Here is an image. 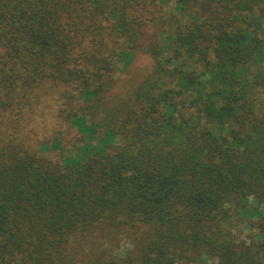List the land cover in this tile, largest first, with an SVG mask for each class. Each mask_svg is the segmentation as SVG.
<instances>
[{
    "label": "trees",
    "instance_id": "obj_1",
    "mask_svg": "<svg viewBox=\"0 0 264 264\" xmlns=\"http://www.w3.org/2000/svg\"><path fill=\"white\" fill-rule=\"evenodd\" d=\"M166 1L0 0V264H264V0Z\"/></svg>",
    "mask_w": 264,
    "mask_h": 264
},
{
    "label": "rangeland",
    "instance_id": "obj_2",
    "mask_svg": "<svg viewBox=\"0 0 264 264\" xmlns=\"http://www.w3.org/2000/svg\"><path fill=\"white\" fill-rule=\"evenodd\" d=\"M161 1L163 4H167V6L170 8L171 11H175L174 4L172 2L170 1L167 2L166 0H161ZM262 64H263L262 66H264V62ZM122 65H123L122 62L118 64L119 69L116 73V77L118 78L119 81L116 87L113 89L115 90V92L118 88L122 89L123 86L124 88L127 87L128 82L137 81L136 79L138 78V75H140L141 73H145L150 68V63L148 62V59L143 55H137L135 59H133L131 63L127 65L126 69L121 67ZM258 97L264 99V93L261 90L260 93L258 94ZM44 121L48 126L45 129L44 134L51 133V128H55V130L60 129L59 127H55L57 126L56 125L57 123L53 118L50 119L47 117V119H45ZM60 130L62 131V134L61 132L56 131L55 138L57 140H62L63 149L61 151H52L51 153L46 154L52 159H57V160H59L61 155L62 157L67 156L68 154H70V152H73L72 150L69 149H73V150L76 149L77 145L82 144L86 138L85 136H81L78 130L74 126L63 124V127H61ZM37 134L38 136H41L42 133L41 131H38ZM115 143H117V141H115ZM248 200L250 203H252L251 198H249ZM260 208L262 207L260 206ZM246 222L247 220H245V223ZM246 224H242L239 230L236 232V236H238V239L247 240L248 238L256 234L257 229L250 228L248 226V223ZM128 246H129L128 241L123 240L120 243L119 247L115 250V254L117 256L123 255L124 251L127 249ZM206 260L208 262H213L215 259L211 257H206ZM199 264H201V261L199 262Z\"/></svg>",
    "mask_w": 264,
    "mask_h": 264
}]
</instances>
